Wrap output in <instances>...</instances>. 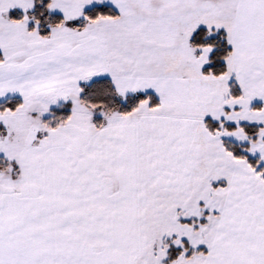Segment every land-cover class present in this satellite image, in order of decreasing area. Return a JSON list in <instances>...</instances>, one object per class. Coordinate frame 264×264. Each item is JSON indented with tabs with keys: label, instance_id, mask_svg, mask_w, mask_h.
I'll return each mask as SVG.
<instances>
[{
	"label": "snow or ice",
	"instance_id": "obj_1",
	"mask_svg": "<svg viewBox=\"0 0 264 264\" xmlns=\"http://www.w3.org/2000/svg\"><path fill=\"white\" fill-rule=\"evenodd\" d=\"M0 264H264V0H0Z\"/></svg>",
	"mask_w": 264,
	"mask_h": 264
}]
</instances>
